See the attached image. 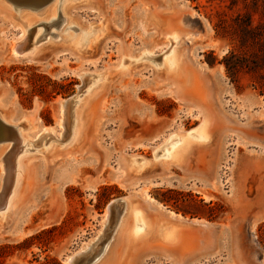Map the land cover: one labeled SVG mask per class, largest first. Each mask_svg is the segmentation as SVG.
<instances>
[{"label":"rangeland","instance_id":"1","mask_svg":"<svg viewBox=\"0 0 264 264\" xmlns=\"http://www.w3.org/2000/svg\"><path fill=\"white\" fill-rule=\"evenodd\" d=\"M62 1L46 22L48 5L34 10L0 0V114L17 123L28 120L31 128L20 126L28 139L58 128L59 101L88 84L82 71L108 80L74 107L83 116L77 136H69V109L60 143L44 134L21 153L14 194L0 212V264H67L98 234L109 203L127 197L156 224L171 222L161 213L172 212L183 223L197 222L179 227L184 239L175 249L151 238L137 244L131 264H264V95L250 75L241 73L233 83L219 64L232 42L218 37L212 22L229 0H88L72 7L70 17L92 26L95 37L103 34L98 28L107 29L84 53L61 42L83 34L77 24L67 26L68 0ZM18 12L33 21L30 39L39 31L36 54L12 55L21 35ZM172 31L180 34L174 44L165 39ZM147 50L151 58L119 69ZM168 50L182 55L179 74L162 65ZM211 52L214 67L206 62ZM203 127L210 141L193 139L183 166L160 158ZM9 145L0 146V176ZM131 157L151 163L140 172ZM117 215L111 214V223ZM112 233L108 228L105 240ZM124 239L122 232L112 243L115 260ZM105 240L82 264L98 262Z\"/></svg>","mask_w":264,"mask_h":264},{"label":"bare ground","instance_id":"2","mask_svg":"<svg viewBox=\"0 0 264 264\" xmlns=\"http://www.w3.org/2000/svg\"><path fill=\"white\" fill-rule=\"evenodd\" d=\"M9 1H11V0H9ZM29 2H32V0ZM63 2L64 1H62V0H50L47 4L40 7V8H43V7L48 5V7L46 8L47 9L46 12L47 13L50 12L48 14V16L50 18L47 16L48 17V18H46L47 20L44 19L46 22H48V19H51V18L53 19L56 17L57 6H59V4L63 6ZM87 2H88V0H68L66 2V6H65L64 10L62 9L64 12V15H65V22L68 23L67 26L69 25V23L77 24L79 29H81V31H83V34H79L76 36L71 35L69 37H66L65 40L64 41L62 40L61 42H63L62 44H64V43L69 44L70 43L69 45L71 46V48H74L77 52H82V53L87 52L85 46L88 43L98 41V39L101 37V35L104 34V32L107 29L104 26L98 28V31H102L103 34L95 37V35H94L95 33L90 32L91 31L90 28L91 29L93 28L92 26L85 27L83 25V23L78 18L74 19V18L70 17V13H71L70 9L72 7L74 9L75 6L84 5V4H87ZM17 6L21 7V5H17ZM23 6H25V5H23ZM29 6H34V4L30 3ZM29 6H25V7H29ZM29 8L33 9L32 7H29ZM40 8H38V9H40ZM43 12H42L43 14L42 13L41 14L39 13V14L46 16V15H44V14H46V12L45 11H43ZM18 14H19V16H18L19 24H21V35L18 39H14V45L12 47V55L13 56H20V55L26 56L25 53H27L29 51H34L33 54H36L39 52L40 47L34 48L33 46L38 45L39 42L36 41L35 43H33V41H34V37H36V39H37L39 31L36 32V34H34V36L30 39L29 31H30V28L33 24V21L30 19L29 14H27V13L20 14V12H18ZM43 16H41V17H43ZM200 18H201V16H200ZM54 22H55V20L51 21V23H54ZM66 23H65V25H66ZM67 26L65 28H67ZM94 31H96V30H94ZM65 32H66V30H65ZM171 33H172L171 34L172 36L171 37L166 36L165 39L167 41H171V43L174 44V41L180 37V34L176 31H172ZM92 38H94L93 41H91ZM30 41H31V43H30ZM28 43H30L32 46L31 47L27 46ZM152 54H153L152 50H147L144 54L139 55L134 60L132 59L133 61L129 60L128 64L123 63L119 67V69H124L125 67L126 68L130 67L132 64H135L134 62L140 61L141 59H144L147 57L151 58ZM165 54H166V56L162 62V65H164V67H166L169 72L173 73V75L179 74L181 72V70H183L182 69L183 60L181 57L182 55H180L175 50H173V51L168 50L165 52ZM87 73H88V71H82L80 73V76L82 79L88 78V81H87L88 84H86L87 88H86V85H83V87H81L79 89L78 94L76 96V99L70 108L71 124H70L69 136H72V135L77 136L79 134L82 126H83V118H82L83 116L81 115V112H79V110H76L77 113H75L74 107L77 106V104L82 106L84 101L81 100V98L83 96H86V98L89 96V98H90L98 90L100 91V89L103 86L105 87V84L107 83V80H108V77L103 76V73H100L97 77H94L95 75H93V74L86 75ZM93 78H94V80H93ZM83 91H85V93ZM64 102H65V100L59 101L60 119L58 120V123H57L58 128H56V127L43 128L40 131H37L36 133H34L32 135L27 134L28 139L26 137H24L23 133L20 130V126L22 123H27L26 127H24L25 129H29L32 127L28 120H23L20 123H17L15 121L5 119L0 114V119L6 125L15 128V130H8L7 134L6 133H5V135L3 134L4 137H6V136L8 137V138H6L8 140L5 141V143L8 142L11 145H9L7 147L8 151L1 158V161L4 163V170L2 171V174L0 176V212L6 208L5 205L8 204L9 200H11V197L14 194V188L16 185L17 176L20 173V168H19L20 156H21L22 152H26L27 144L31 143L33 146V144L35 142H37L44 134H51V136H54L56 139V140H54V139L53 140L56 141V143L57 142L60 143V141H57V140H60V138H63L64 134H66L65 132H66L67 127H66L65 120H66V116H67L66 114L67 113H66L65 108H64ZM75 114H76V117L73 120V117ZM82 114H83V112H82ZM204 122H207V121L204 120ZM61 124H62V127L65 128V131H63L61 129L62 128ZM193 133H195V131L192 133H189L188 139H186L184 141L181 139V143L175 142L173 144L172 148L170 150H166L165 153L162 156H160V158H163V159L165 158L166 161L168 160L169 163H174L178 166H183V164H185V161L192 154L191 153L192 152L191 151V144L193 145L194 140H197L199 143H206L207 144L211 139L210 133L208 134V132L206 131V128H204V127L201 128L199 134L195 135ZM192 134L195 136H193ZM69 136H67V137H69ZM190 136L192 137V139H190ZM54 137H52V138H54ZM171 138H172V136H171ZM169 141H167L166 143L168 144ZM191 141H192V143H191ZM15 142H16V146L13 145ZM194 142H196V141H194ZM166 143L163 146L161 145L162 147L160 146L158 148V150H161L165 145L167 146ZM2 144L3 143H0V146ZM176 144H177V146L175 147ZM28 147H29V145H28ZM51 148H52V145H50L47 149L49 150ZM47 149H45L44 151H46ZM30 150L29 151L27 150V151L30 152ZM32 151H33V149H32ZM163 152H164V150H163ZM130 159H129V161L132 163V165L134 164L135 170L137 169L140 172L145 169L146 165L151 163L148 160H145L142 158L139 159L137 157H131ZM155 160H156V157H155ZM139 163L141 165H138ZM138 171H136V172H138ZM120 206L115 211V213H118V215L112 221V223L110 222L112 213L110 211V208L109 207L107 208L105 214L103 215L102 223H101V229L99 230L98 234L93 239H91L89 242H87L81 249H79L78 251L73 253L72 256H70L66 260L67 264H72V261L75 260L77 257H79L80 255H83V254H87L93 248H95V246L97 245L98 242H100L103 239L105 240L106 232H107L108 228H110V229L112 228L113 233L104 241V244H107L108 242L109 243H108L107 247L105 245H103L104 250L102 249V251H104V252L96 264H131L132 253L138 247L137 244L144 242V243H142V246H144V244L146 245L148 243V239H150V238H151V240L160 241V243H163L162 244L163 248L175 249L176 246H178L184 239V233H182L179 230L180 229L179 227H182V228L186 227V226L188 227V226L193 225V223H197V222H193V223L184 222L183 223L182 221L178 220L180 216L172 212L170 215L161 213V215H164V218L169 219L171 222L160 221L156 224L151 218H149L146 215V212L143 209H140L137 205H135V202L130 200V198H128V197L121 199ZM170 218H173L175 220H171ZM110 224H111V226H110ZM129 224H130V227L128 228ZM122 232H124V238H125L124 239L123 254L121 255V257L118 260L117 259L115 260L114 257H111V249H112V246L114 245V244L112 245V243H113V241H116L119 238V236L121 235Z\"/></svg>","mask_w":264,"mask_h":264},{"label":"trees","instance_id":"3","mask_svg":"<svg viewBox=\"0 0 264 264\" xmlns=\"http://www.w3.org/2000/svg\"><path fill=\"white\" fill-rule=\"evenodd\" d=\"M217 16L218 20L212 22L216 35L229 38L232 42L231 50L219 64L225 67L233 83H237L241 73L250 75L254 87L264 95V0H229V5L220 9ZM215 61L213 52L206 54V62L210 67L216 65ZM160 201L164 204L171 202L166 198ZM179 211L190 214L185 210Z\"/></svg>","mask_w":264,"mask_h":264},{"label":"water","instance_id":"4","mask_svg":"<svg viewBox=\"0 0 264 264\" xmlns=\"http://www.w3.org/2000/svg\"><path fill=\"white\" fill-rule=\"evenodd\" d=\"M29 1H31V0H11V1H9V3H12L13 5H25V6H29V4L32 3V4H34V6H29V7H32L33 9H38V8L44 6L45 4H47L50 0H32V2H29ZM81 86H83V85H81ZM77 94H78V92L75 93L74 95H72L71 97L65 99L64 108H65L66 112L69 111V109L73 105ZM8 130H15V128L6 125L0 119V143H5V141L8 140V139H6V137H4L5 133L7 134ZM13 145L16 146V142ZM120 204H121V199H116V200H113L112 203H109V208H110V211L113 215H114L115 211L119 208ZM88 257L89 256L87 254L85 256H84V254L80 255L79 257H77L75 260L72 261V264H82L83 261L84 260L86 261V259Z\"/></svg>","mask_w":264,"mask_h":264}]
</instances>
